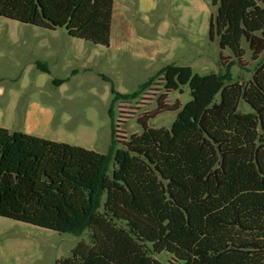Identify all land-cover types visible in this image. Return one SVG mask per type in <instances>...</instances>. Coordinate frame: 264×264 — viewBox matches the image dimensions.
<instances>
[{
  "label": "trees",
  "instance_id": "obj_1",
  "mask_svg": "<svg viewBox=\"0 0 264 264\" xmlns=\"http://www.w3.org/2000/svg\"><path fill=\"white\" fill-rule=\"evenodd\" d=\"M114 2L0 0V17L110 47ZM211 5L210 39L238 63L243 42L258 59L264 0ZM157 75L166 93L187 87L191 100L166 109L176 114L170 128L144 125L124 143L110 110L107 154L0 127V217L88 233L55 264H159L164 252L176 264H264V64L247 82L177 65ZM153 80L112 94L133 99Z\"/></svg>",
  "mask_w": 264,
  "mask_h": 264
},
{
  "label": "rangeland",
  "instance_id": "obj_2",
  "mask_svg": "<svg viewBox=\"0 0 264 264\" xmlns=\"http://www.w3.org/2000/svg\"><path fill=\"white\" fill-rule=\"evenodd\" d=\"M193 1H177L169 43L163 44L166 52L151 56L136 54L128 44L104 47L70 37L64 28L48 30L0 17V127L107 154L110 110L117 140L124 143L144 125L170 128L176 114L166 109L191 100L187 87L183 93H166L157 75L162 68L188 66L200 75L229 72L232 80H251L264 64V53L254 60L243 42L246 54L238 63L228 48H220L217 36L209 37L216 15L211 0ZM136 21L134 33L139 35ZM116 35L115 29L113 38ZM41 63L49 72L38 67ZM150 78L153 82L139 96L115 100L112 89L130 93ZM59 80L63 83L55 82ZM160 104L165 109L160 110ZM241 108L249 110L244 103ZM80 241L89 242L87 232L58 233L0 217V264H55L71 256ZM155 258L159 264H176L165 252Z\"/></svg>",
  "mask_w": 264,
  "mask_h": 264
},
{
  "label": "crops",
  "instance_id": "obj_3",
  "mask_svg": "<svg viewBox=\"0 0 264 264\" xmlns=\"http://www.w3.org/2000/svg\"><path fill=\"white\" fill-rule=\"evenodd\" d=\"M178 0H115L112 17V30L110 45L117 42L122 48L123 44H128L133 51L141 56H151L163 54L166 50L164 42L171 33L170 16L175 12ZM186 4H191L193 0H183ZM132 20H137L140 26L139 35L134 33ZM117 30L116 37L113 38L114 30ZM154 31V32H151ZM155 35L154 40H149L147 36ZM150 52V53H149ZM28 134V133H27Z\"/></svg>",
  "mask_w": 264,
  "mask_h": 264
}]
</instances>
